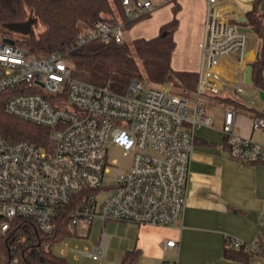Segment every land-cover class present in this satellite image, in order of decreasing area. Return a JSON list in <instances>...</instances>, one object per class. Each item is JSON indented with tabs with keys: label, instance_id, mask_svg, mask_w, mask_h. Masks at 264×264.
I'll list each match as a JSON object with an SVG mask.
<instances>
[{
	"label": "built area",
	"instance_id": "built-area-1",
	"mask_svg": "<svg viewBox=\"0 0 264 264\" xmlns=\"http://www.w3.org/2000/svg\"><path fill=\"white\" fill-rule=\"evenodd\" d=\"M204 46L194 97L178 94L133 78L119 92L75 77L66 53L44 57L6 41L0 34V93L9 92L6 111L20 119L50 129L49 143L9 141L0 132V234L17 217L31 218L41 230L51 232L57 215L68 206V228L76 231L82 222H103L100 237L82 255L101 261L108 253L110 220L170 226L184 216L187 185L196 132L212 126V117L202 106L204 96L230 94L252 104L258 93L247 84L250 38L257 33L239 29L245 16L223 0H206ZM130 19L154 9L152 0H123ZM3 27L0 22V33ZM124 23L98 20L77 34V44L92 40L124 41ZM236 109L225 110L221 132L231 147L233 159L264 161V143L243 136L235 128ZM252 127L264 129V117H254ZM109 145L121 147L133 158L128 168L111 175ZM115 163V162H113ZM111 188L104 200L103 190ZM96 189L89 195L83 191ZM89 231L81 236L88 237ZM239 248L260 252L259 238L246 242L229 238ZM175 247L176 240L166 242ZM17 264V263H14ZM177 264V263H168Z\"/></svg>",
	"mask_w": 264,
	"mask_h": 264
},
{
	"label": "trees",
	"instance_id": "trees-1",
	"mask_svg": "<svg viewBox=\"0 0 264 264\" xmlns=\"http://www.w3.org/2000/svg\"><path fill=\"white\" fill-rule=\"evenodd\" d=\"M165 2L173 3V18L160 26L156 36L138 37L131 42H105L96 39L78 45L76 41L80 31L98 20L119 22L116 13L124 17L126 26H131L148 15L130 19L123 0H0V22L3 25L26 21L30 17L37 19L44 29L36 32L32 27L30 33H21V37L16 40L17 44L37 57L59 51L66 53L75 77L97 85H108L119 92L126 91L133 78H146L162 87L168 86L171 91L172 88L182 90L178 94L191 97L197 88L198 72L172 67L181 5L178 0ZM239 24L257 33V56L249 63L252 66L251 85L264 91V15L254 9ZM9 94L7 91L0 93L2 135L12 142L27 140L46 146L49 143L50 129L9 114L5 109ZM223 99L236 108L244 106L230 94H225ZM257 114L264 117V111ZM225 146L230 155L231 147L226 137ZM83 192L89 195L96 192V189H86ZM73 207L74 205H70L57 215L55 228L51 232L42 231L31 218H15L7 232L0 234V264H75L52 250L55 244L76 234V231L68 228ZM226 242L225 255L229 258L245 262H252L257 256L263 258L260 252L250 248H237L229 239ZM259 245L264 247V235L260 236ZM120 264H140L137 252L126 251Z\"/></svg>",
	"mask_w": 264,
	"mask_h": 264
},
{
	"label": "crops",
	"instance_id": "crops-1",
	"mask_svg": "<svg viewBox=\"0 0 264 264\" xmlns=\"http://www.w3.org/2000/svg\"><path fill=\"white\" fill-rule=\"evenodd\" d=\"M180 25L175 34L176 49L172 67L176 70H199L205 35L206 0H178ZM154 8L149 18L128 27L132 40L153 37L160 26L173 18V3ZM226 7L246 14L256 9L264 15V0H223ZM244 20V19H243ZM242 20V21H243ZM246 27V26H244ZM248 28V27H247ZM258 37L251 36L249 54L255 60ZM264 77V69H263ZM253 87V86H252ZM253 93L250 104L237 98L244 106L236 108L223 99L226 93H210L201 104L212 117V126L196 132L187 185V205L184 216L170 226H152L120 221L126 229L122 250H135L138 261L155 259L151 264H259L258 256L252 262L229 258L225 255L227 239L237 238L254 242L264 235V163H246L233 159L225 146L221 132L225 110L236 109V131L264 143V129L252 127L257 112L264 111V101ZM195 96V92L191 97ZM252 108V109H250ZM115 221V220H111ZM176 240L175 247L166 242ZM111 241V239H110ZM158 262V263H157Z\"/></svg>",
	"mask_w": 264,
	"mask_h": 264
},
{
	"label": "rangeland",
	"instance_id": "rangeland-1",
	"mask_svg": "<svg viewBox=\"0 0 264 264\" xmlns=\"http://www.w3.org/2000/svg\"><path fill=\"white\" fill-rule=\"evenodd\" d=\"M154 4V8H162L163 6L167 5L164 3V0H152ZM117 12V11H116ZM151 13V12H150ZM144 17L143 20H147L149 17V14ZM117 19L119 22L125 23V19L123 16L116 13ZM33 29L36 32H39L44 29V26L35 18H33ZM1 36L5 38H13V39H19L21 37V33L10 30L6 27L1 28ZM124 40L131 42L132 41V35L129 33L128 27H124ZM144 84L147 86L149 80L146 78L143 79ZM157 86H160L158 84H155ZM172 90L175 93L182 92V90L179 89H173ZM132 154L127 153L125 154L124 150L121 147H117L114 145H109L108 149V159L110 166L112 167V173L111 175H115L118 169L122 170L125 168H128L131 161H132ZM115 162V163H113ZM111 192V188L108 190H103L99 194V200H104L108 194ZM1 223V218H0ZM120 221H108L105 224V230L110 234V244L108 248V253L105 256L104 259L101 261H95L92 258L88 256L82 255V251H84L86 248L91 249L94 245V243L97 242V240L100 237L101 231L103 229V222L99 218H95L93 220L91 228H86L82 222H80L77 225V233L75 235H71L66 237L64 240L58 242L52 247V250L61 256H66L70 259L71 262L75 264H120L122 262L123 256L126 252V250H122L121 243L126 241V229L121 226ZM89 231V236H81L82 233H85ZM155 259H149L144 258L139 260L140 264H151L155 263ZM158 263V262H157Z\"/></svg>",
	"mask_w": 264,
	"mask_h": 264
},
{
	"label": "water",
	"instance_id": "water-1",
	"mask_svg": "<svg viewBox=\"0 0 264 264\" xmlns=\"http://www.w3.org/2000/svg\"><path fill=\"white\" fill-rule=\"evenodd\" d=\"M245 19L246 18H244V20ZM33 21H34V19L32 17H30L26 21L8 22V23L3 24V26L10 29V30H13V31H16V32H19L22 34H28L32 30ZM239 29H241L243 31H251V28H247L244 26H240ZM6 41L14 43V40L10 39V38H7ZM246 82L249 85L252 84V66H250V65H248V67H247ZM259 96L264 101V91L263 90H259Z\"/></svg>",
	"mask_w": 264,
	"mask_h": 264
}]
</instances>
